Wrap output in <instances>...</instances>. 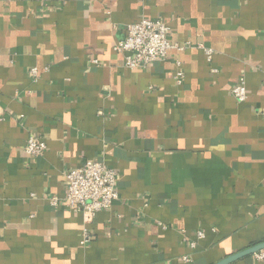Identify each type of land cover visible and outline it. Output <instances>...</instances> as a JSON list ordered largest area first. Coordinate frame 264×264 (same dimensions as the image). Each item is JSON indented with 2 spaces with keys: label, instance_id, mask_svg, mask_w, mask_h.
I'll list each match as a JSON object with an SVG mask.
<instances>
[{
  "label": "crops",
  "instance_id": "obj_1",
  "mask_svg": "<svg viewBox=\"0 0 264 264\" xmlns=\"http://www.w3.org/2000/svg\"><path fill=\"white\" fill-rule=\"evenodd\" d=\"M143 17L186 48L129 69L114 46ZM89 159L119 198L85 242L66 173ZM262 241L264 0H0V264H214Z\"/></svg>",
  "mask_w": 264,
  "mask_h": 264
},
{
  "label": "built area",
  "instance_id": "obj_2",
  "mask_svg": "<svg viewBox=\"0 0 264 264\" xmlns=\"http://www.w3.org/2000/svg\"><path fill=\"white\" fill-rule=\"evenodd\" d=\"M65 1V0H64ZM169 26L162 20L141 18L126 26V34L119 40L114 50L124 54L125 66L129 69L146 68L151 64L165 60L172 50H183L186 47L170 41ZM209 60H212L214 50L205 48ZM93 63H98L94 60ZM30 73L37 81L40 73L37 67L30 69ZM175 79L178 85L185 80V72L179 70ZM232 94L238 102L247 99L248 91L246 79L240 76L235 82ZM47 149V144L35 134H30L25 146L26 155L39 157ZM67 193L65 196L66 208L74 213L84 216V241L93 238L88 224L92 222L97 213L109 209L115 200L119 198L117 172L109 168L104 162L97 159H89L78 167L71 168L66 173ZM58 196L51 197V205L57 207L60 204ZM205 236V232L198 230L199 239ZM192 248L196 242L190 243ZM256 260H264V249L253 254ZM185 262L192 260L191 256L182 258Z\"/></svg>",
  "mask_w": 264,
  "mask_h": 264
},
{
  "label": "water",
  "instance_id": "obj_3",
  "mask_svg": "<svg viewBox=\"0 0 264 264\" xmlns=\"http://www.w3.org/2000/svg\"><path fill=\"white\" fill-rule=\"evenodd\" d=\"M264 249V241L259 242L255 245L249 246L243 250H240L236 253L230 254L226 256L225 258L221 259L220 261L214 263V264H232L242 258H245L247 256H251L255 254L256 252Z\"/></svg>",
  "mask_w": 264,
  "mask_h": 264
}]
</instances>
